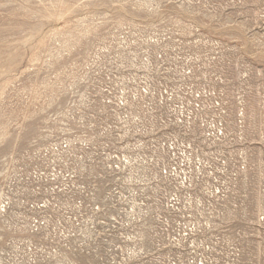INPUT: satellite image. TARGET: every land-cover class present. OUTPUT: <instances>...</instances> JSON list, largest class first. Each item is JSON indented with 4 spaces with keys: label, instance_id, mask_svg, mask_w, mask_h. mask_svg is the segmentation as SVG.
<instances>
[{
    "label": "rangeland",
    "instance_id": "1",
    "mask_svg": "<svg viewBox=\"0 0 264 264\" xmlns=\"http://www.w3.org/2000/svg\"><path fill=\"white\" fill-rule=\"evenodd\" d=\"M0 264H264V0H0Z\"/></svg>",
    "mask_w": 264,
    "mask_h": 264
},
{
    "label": "built area",
    "instance_id": "2",
    "mask_svg": "<svg viewBox=\"0 0 264 264\" xmlns=\"http://www.w3.org/2000/svg\"><path fill=\"white\" fill-rule=\"evenodd\" d=\"M110 170L111 171H116V170H114L112 167L110 168ZM107 171H109V170H107ZM117 182L116 183H114L113 184V186H112V189H107V193H109V194H112V195H114V197L116 196V188H117ZM100 194V193H99ZM107 198H110L109 196L107 197ZM111 207L113 208V210L114 211H116L117 212V215H118V211H119V205H117V203H116V198H115V200H114V202H112L111 204ZM119 207V208H118Z\"/></svg>",
    "mask_w": 264,
    "mask_h": 264
}]
</instances>
